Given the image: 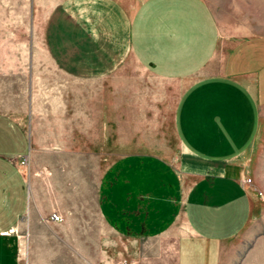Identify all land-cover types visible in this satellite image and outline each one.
Returning <instances> with one entry per match:
<instances>
[{"label": "crops", "instance_id": "obj_1", "mask_svg": "<svg viewBox=\"0 0 264 264\" xmlns=\"http://www.w3.org/2000/svg\"><path fill=\"white\" fill-rule=\"evenodd\" d=\"M24 1L27 17L17 29L28 31L29 44L39 39L65 78L111 80L139 70L148 79L184 82L174 111L182 154L174 162L150 152L111 159L79 151L73 133L72 150L46 153L36 167L33 131L0 112V264H19V219L53 212L87 219L80 215L81 175L98 176L97 211L121 243L120 260L222 264L256 199L243 180L255 178L245 159L264 138V36L222 39L205 0ZM36 60L44 62L29 63ZM80 114L73 107L55 122L98 126Z\"/></svg>", "mask_w": 264, "mask_h": 264}, {"label": "rangeland", "instance_id": "obj_2", "mask_svg": "<svg viewBox=\"0 0 264 264\" xmlns=\"http://www.w3.org/2000/svg\"><path fill=\"white\" fill-rule=\"evenodd\" d=\"M128 1L134 6L141 0ZM205 1L222 39L264 36V0ZM27 7L24 0H0V112L33 131L38 143L32 146L31 163L38 167L46 153L72 150L73 133L79 135V151L111 159L132 152H150L173 162L178 159L182 149L174 128V111L185 83L148 79L139 70L111 80L77 82L65 78L49 64L39 39L29 44L28 31L17 29V22L27 17ZM30 57L45 63L36 60L31 64ZM73 107L80 109L82 120L98 121V126H58L56 118L71 116ZM93 138L96 144L88 142ZM245 162L250 175L255 173L248 186L256 199L245 228L225 247L222 264H264V138ZM28 167L27 163L21 169L27 173ZM97 178L80 176V215L87 219H19L15 232L19 235V264L125 261L119 259L121 243L99 218L94 196ZM103 242L111 247L108 253L101 248ZM125 262L139 264V256Z\"/></svg>", "mask_w": 264, "mask_h": 264}, {"label": "built area", "instance_id": "obj_3", "mask_svg": "<svg viewBox=\"0 0 264 264\" xmlns=\"http://www.w3.org/2000/svg\"><path fill=\"white\" fill-rule=\"evenodd\" d=\"M27 163H28V160H27L26 157H23V158L20 160V162H19V164H20L21 167H26V166H27ZM243 181H244V183L248 184V183L251 182V179H250V178H246V179H244ZM49 218H50V220L53 221V222H59V221L62 220L61 215L58 214V213H56V212L51 213V215H50ZM118 264H127V263L124 261V262H120V263H118Z\"/></svg>", "mask_w": 264, "mask_h": 264}]
</instances>
